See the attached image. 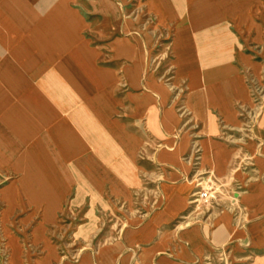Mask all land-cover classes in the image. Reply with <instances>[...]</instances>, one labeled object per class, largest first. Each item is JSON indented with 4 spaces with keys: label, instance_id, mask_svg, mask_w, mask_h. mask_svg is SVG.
Returning <instances> with one entry per match:
<instances>
[{
    "label": "crops",
    "instance_id": "obj_1",
    "mask_svg": "<svg viewBox=\"0 0 264 264\" xmlns=\"http://www.w3.org/2000/svg\"><path fill=\"white\" fill-rule=\"evenodd\" d=\"M146 1L171 31L170 84L150 68L151 37L119 0H0V171L15 177L0 199L9 215L40 210L45 239L67 207L132 199L146 154L163 178V207L76 264H196L230 244L235 264H264V102L243 124L256 115L247 74L264 63L243 49L264 53V0ZM241 130L245 147L227 139ZM205 172L246 181L244 231L230 217L206 231L167 230Z\"/></svg>",
    "mask_w": 264,
    "mask_h": 264
},
{
    "label": "rangeland",
    "instance_id": "obj_2",
    "mask_svg": "<svg viewBox=\"0 0 264 264\" xmlns=\"http://www.w3.org/2000/svg\"><path fill=\"white\" fill-rule=\"evenodd\" d=\"M119 2L126 18L142 26L144 36L151 37L150 68L156 70L160 77L166 74L164 81L170 84L167 75L170 72L168 64L171 55L167 43L171 39V31L157 26L158 18L150 13L146 0H119ZM243 50L245 54L253 56L251 59L254 62H262L264 59L261 48L250 45ZM247 79L249 87H259L263 92L257 93L256 98L252 99L256 115L254 116L255 113L251 114L250 111L244 114L243 124L246 127L250 122L257 121L258 110L264 102V63H260V69L256 72L249 70ZM246 135V132L242 131L237 136H227V139L239 145L237 147H245L250 141ZM145 156L146 154L138 163L143 169L142 188L133 195L132 199L127 203L112 202L109 208L90 209L91 218L86 217L90 211L88 207L75 211L67 207L57 223L47 230L45 239H40L36 230L41 221L40 210L17 207L9 215V209L2 201L3 198L0 199V264H76L88 253H97L102 247L114 243L124 227L129 230L146 224L152 214L163 207L164 199L160 188L163 178H160V173L152 167L150 160ZM199 163V158L193 162V171L196 175ZM14 178L11 173L0 171V189L7 187ZM236 179L230 176L221 180L207 172L198 176L194 180L196 187L194 192L201 191L204 187L209 194V200L194 205L189 204L187 211L168 225L167 230L181 234L186 232V227L187 229L197 227L206 231L214 227L215 221L230 217L235 229L244 231L251 221L249 209L242 206L248 186L245 180ZM199 183L202 186L199 187ZM93 220L97 221V224L87 225ZM88 226L95 228V234L91 238L85 237L93 231L87 230ZM80 229H85L86 232L78 233ZM181 242L180 239L174 241L179 246ZM149 245L142 244L136 249ZM232 247V244L211 247L204 262L199 261L196 264H235L236 257L231 253Z\"/></svg>",
    "mask_w": 264,
    "mask_h": 264
},
{
    "label": "built area",
    "instance_id": "obj_3",
    "mask_svg": "<svg viewBox=\"0 0 264 264\" xmlns=\"http://www.w3.org/2000/svg\"><path fill=\"white\" fill-rule=\"evenodd\" d=\"M247 82L249 83L248 80H247ZM249 89H250L251 99L256 98L257 93L263 92L262 89H260L259 87L256 88V87L250 86ZM200 185H201V183H199L198 186L200 187ZM207 200H209V194H208V192L205 191V189L203 187L201 189V191H197V192L192 193V195L190 197L189 204L194 205V204H196L195 202H201V201H207Z\"/></svg>",
    "mask_w": 264,
    "mask_h": 264
},
{
    "label": "bare ground",
    "instance_id": "obj_4",
    "mask_svg": "<svg viewBox=\"0 0 264 264\" xmlns=\"http://www.w3.org/2000/svg\"><path fill=\"white\" fill-rule=\"evenodd\" d=\"M201 185H202V184H201ZM201 185H200V186H201ZM195 203H198V202H195Z\"/></svg>",
    "mask_w": 264,
    "mask_h": 264
}]
</instances>
